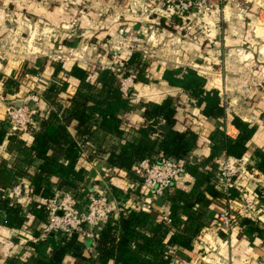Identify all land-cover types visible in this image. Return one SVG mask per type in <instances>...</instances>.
Returning a JSON list of instances; mask_svg holds the SVG:
<instances>
[{
	"label": "crops",
	"instance_id": "0c3cea01",
	"mask_svg": "<svg viewBox=\"0 0 264 264\" xmlns=\"http://www.w3.org/2000/svg\"><path fill=\"white\" fill-rule=\"evenodd\" d=\"M244 1L251 4L250 9L239 11L246 22L259 17L260 14L261 17L264 15V0ZM149 3H155L157 10L159 9L160 0H0V199L7 197L9 190L18 183L23 184L24 194L30 196L29 178L40 163L34 155L31 156L32 161H28L30 157H26L25 148L31 142L29 133L20 131L12 136L4 130L2 121L6 103L15 104L26 100L35 105L34 96H31L29 91L46 88L52 80L55 63H60L63 68V71L57 72V77L67 78L65 94L73 95L77 88V80L66 76L65 72H68L72 65L87 68L91 62L94 64L99 49L115 50L120 43L118 31L125 33L123 31L136 27L141 21L148 19L146 5L150 6ZM231 11L228 12L229 23L224 21L221 25L222 30L224 29L221 32L222 39L220 41L216 39L212 49L206 44L184 41L185 44L182 42L176 45L177 50L173 54L165 51L161 53V49L154 48L156 52H160L157 56L162 55L158 62L161 66L158 64L150 68L148 83H135L136 99L133 101L136 103V110L130 112L126 118L125 125L128 126L125 132L126 139L137 137L134 127L135 123L142 121L143 104L158 103L168 96H175L180 98L174 100L178 105L176 128L183 131L190 123L198 134L197 146L190 158L191 163L208 156L207 136L213 129L221 128L232 138L237 135V129L232 124L235 117L255 127L254 133L246 142V150L242 156L249 159L255 151L264 150V90L259 88L260 83L264 84V38L261 41H253L249 29L247 30L243 23L241 26V21L238 20L240 18L237 16L241 15L232 9ZM154 12L151 9L149 15ZM222 14L225 17V9H222ZM163 23L159 19L148 27L156 29L159 44L166 46L174 44L175 29ZM92 37L102 41H90ZM242 38L245 41H242ZM235 48L243 49L238 51L239 55L242 53L244 57L234 55L233 58L231 53ZM48 51L61 55L56 58L51 53L48 54ZM130 52L126 51L127 54ZM213 53H217V58L215 57L217 63L212 60L213 56H209ZM227 53L229 55H226ZM176 61L179 65L175 64ZM194 63L210 70L208 72L211 74L207 77L197 74L205 78L206 89L218 92L221 105L224 102L229 106L230 111L224 113L218 120L200 116L199 108L192 110L191 99L189 100L186 95L180 96L161 78L166 68L191 67ZM22 71L23 80L20 81ZM10 77L16 79L19 86L14 95H4L3 82ZM38 105L44 111V103ZM190 112L191 114L194 112V115H189ZM69 130L72 132L71 127ZM118 142L117 137L106 134L101 139V147L108 150L109 146ZM94 143L95 145L92 144L96 147L98 143ZM92 144L84 147L85 153L77 162L76 167L86 171L84 172L86 179L75 191L84 190V193L104 191L108 192V195L117 194L119 198L125 199L126 207H137L143 198V190L138 179L134 174L129 175L122 170L108 168L105 158L90 160L87 147ZM223 155L226 154L220 152L218 158ZM195 174L194 177L199 182L204 179L198 169ZM14 176L17 177L15 182ZM194 177L186 173L175 186L183 191H190L193 189ZM51 181L53 184L57 179L54 177ZM203 193L206 206L202 208L204 214L200 218L201 228L195 238L194 248L191 251H170V254H177L170 264H264V237L251 238L242 234L238 226L230 235H223L216 220L222 206L207 192ZM32 199L38 198L34 196ZM29 208L24 207L22 215L25 216V221L18 227L6 224L4 213L0 209V264H4L12 255L22 260L29 259L31 251L26 244L27 241L32 240L33 243L34 240L43 241L47 253H50L58 243L59 237L56 234L41 235V221L28 213ZM168 208L167 203H162L158 199L149 211L155 212L159 221L161 215H168ZM187 212L193 214L196 210L187 209L186 214ZM260 223L264 225V213L261 214ZM148 228L154 230L155 223L150 224ZM80 238L84 243L85 254H93L95 240ZM64 263L74 264L69 256H65Z\"/></svg>",
	"mask_w": 264,
	"mask_h": 264
},
{
	"label": "trees",
	"instance_id": "16d2710c",
	"mask_svg": "<svg viewBox=\"0 0 264 264\" xmlns=\"http://www.w3.org/2000/svg\"><path fill=\"white\" fill-rule=\"evenodd\" d=\"M161 20L164 22L163 18ZM177 20V17H173L170 23L174 24ZM121 64L126 74L133 73L134 83L146 84L150 81V63L141 52H130L121 59ZM92 67L72 65L65 72L66 76L77 80L76 91L73 95H67V78L57 77V72L63 71V68L60 63H55L52 80L39 94V103H44V111L38 105V124L36 128L26 131L31 137L30 145L25 148L26 157L32 161L31 156L34 155L40 160L37 170L29 178L30 196L38 199L27 209L28 213L39 221L44 220L46 213L43 205L52 197L53 189L75 190L82 184L86 179V171L77 168V162L85 153L84 147L89 143L95 145L94 142L98 146L92 144L87 147L89 159L105 158L108 168L131 175L140 161L148 159L152 162L158 157H167L183 162L192 177L198 169L204 179L199 182L194 177L193 189L190 191L177 188L178 179L160 199L169 206L167 216L171 220L170 225L158 221L153 211L126 207L124 198L111 193L116 199L117 211L96 237L93 254H85L80 234H59L58 243L50 253L46 252L43 241L34 240L33 243L31 240L26 242L31 251L29 259L22 260L12 255L4 264H65V256L71 257L74 264H170L177 255L170 254V251H191L194 248L195 238L201 228L200 218L204 214L202 208L206 206L203 192H207L216 202L222 197L214 179L218 154L224 152L233 158L242 157L246 142L254 133L253 125L235 117L232 124L237 129V135L232 138L221 128L213 129L207 136L208 156L191 163L198 134L190 123L183 131L176 128L178 105L174 100L180 98L168 96L158 103L141 106L142 121L135 123L134 127L137 137L126 139V118L136 110V103L131 97L122 96L114 73ZM161 78L180 96L194 99L203 118L218 120L224 116L218 92L206 89L205 78L191 67L166 68ZM3 86L4 95H14L19 82L10 77L3 82ZM189 115L192 116L191 112ZM2 124L8 133L3 121ZM106 134L119 139L108 150L101 147V139ZM248 167L264 174V150L253 153ZM54 177L57 181L52 184ZM16 178L13 177L14 182ZM38 204L39 208L36 207ZM0 209L6 224L12 227L23 225V210L19 205L10 203L8 196L0 199ZM187 209H195L196 212L186 214ZM152 223L156 226L154 230L148 228ZM237 226L242 234L251 238L264 237V225L260 219L244 217L239 219Z\"/></svg>",
	"mask_w": 264,
	"mask_h": 264
},
{
	"label": "built area",
	"instance_id": "2783aa9c",
	"mask_svg": "<svg viewBox=\"0 0 264 264\" xmlns=\"http://www.w3.org/2000/svg\"><path fill=\"white\" fill-rule=\"evenodd\" d=\"M220 0H163L162 17H186L188 15L207 16L219 13ZM244 4V0H238ZM237 2V3H238ZM243 11V9L239 10ZM216 30L219 31L217 27ZM195 38V37H193ZM133 47L130 51L132 52ZM147 51H142L146 57ZM115 58V57H114ZM100 70L108 69L114 73L119 81V91L123 97H131V88L134 83L133 73H125L119 62L114 59L108 66H99ZM199 73L198 71H196ZM194 109L195 100L191 99ZM28 105L25 101L18 103H7L3 110V122L10 135L20 131L36 128L38 124V107ZM193 109V110H194ZM224 113L229 112V106L223 102ZM194 115V112L193 114ZM248 158H233L223 155L216 162L214 179L222 192L218 200L222 209L216 216L221 231L224 235H230L237 227L239 219H260L264 213V174L248 167ZM134 175L143 190V198L135 208L149 211L153 203L161 199L167 190L187 173L186 165L167 157H158L155 161L144 159L134 167ZM71 189L54 191L52 197L43 205L46 213L41 221L40 233L43 236L49 234L71 235L80 234L84 239L95 240L106 221L116 213V199L108 195V192H86ZM7 196L12 204L31 207L35 200L24 194L23 184L13 186ZM263 199V201H261ZM40 207V205H36ZM160 220L170 225V218L163 214ZM201 241L199 240V244Z\"/></svg>",
	"mask_w": 264,
	"mask_h": 264
},
{
	"label": "rangeland",
	"instance_id": "374dc122",
	"mask_svg": "<svg viewBox=\"0 0 264 264\" xmlns=\"http://www.w3.org/2000/svg\"><path fill=\"white\" fill-rule=\"evenodd\" d=\"M162 2H163V0H160L158 10H157V6L155 3H149L150 6H147L148 5V3H147V5H146L147 11L146 12L148 14V17H147L148 19H144V21H141V23L137 24L136 27H131V28H129V30L123 31L125 33H122L119 30L118 35L120 38L119 39L120 43L117 45L116 49L115 50H108V51H104L103 49H99L97 51L96 58L93 61L94 64L91 62L89 67L93 68L92 66H95L96 68H99L100 65H103L105 67V66H108L109 63L112 62L114 59L119 60V62H121V59L125 55H127L128 51H130L131 47H133V49L139 50L140 52L147 51V53L145 54L146 55L145 60H147L150 63L151 69L154 66L155 67L158 66L159 60L162 59L161 58L162 55L157 56V53L159 51L156 52L155 49H157V50L161 49V51H162L161 53H163L165 51L169 54L170 53L173 54L177 50L176 45L182 44L183 41L187 42V43L190 42L193 44L194 43H198V44L201 43L202 45L206 44V46L209 49H212L211 47L213 46L214 41L216 39L218 41H220L222 39L221 32H223V30H224V29L222 30V26H221L222 23H224V21L229 23L228 12H230L232 9L233 11H235V13H238L241 15L239 10H241V9L248 10L251 8L250 2H245L244 4H242V3H239L238 0H220V2L218 4L221 7V10L219 11V13H212V14L204 16V17H203V15H195L194 17L188 15L186 17L177 18L178 20L176 22H174V24H172V23H170V20H172V18H165V17L161 16V15H163ZM151 9L153 10V12L154 11L155 12L152 13L151 15H149V11ZM222 9H225V17L222 14ZM260 15L257 18L249 19L248 22H246L244 20V16H242V15L237 16L240 18L238 20L241 21V26L243 23V25H246V29L247 30L249 29V32L252 35L251 38H253V41H261V39L264 38L263 37V35H264V15L262 17ZM161 18H163L164 22H165V23H163V25H167L168 27H171V29H175L174 33L176 34V37H175L174 44L170 43L167 46L165 44L164 45L159 44L156 29H154V28L150 29V27H148ZM217 27L219 28V31L216 30ZM220 36H221V38H220ZM193 37H195V38H193ZM92 40L102 41L101 39H95L93 37L90 39V41H92ZM242 41H245V39L242 38ZM184 42H183V44H185ZM137 44H139V45H137ZM146 44H148V45H146ZM154 46H156V47H154ZM235 49L232 52L235 54L231 53V56L233 58H234V55H239V51L243 50L240 48H235ZM126 51H127V53H126ZM48 52H49L48 54L51 53L56 58L60 57L59 55H61L59 53H58L59 55H57V52H53V51H48ZM216 54L217 53H213V55L212 54L209 55V56L214 57V58H212L214 63H217V60L215 59V57L217 58ZM226 55H229V53H227ZM243 55L244 54L241 53L239 55V57H244ZM175 64L179 65L178 62ZM159 65L161 66V64H159ZM183 65H186V64H183ZM216 65H218V64H216ZM191 68H193L195 71H198L199 74L205 75L206 77L209 74H211L208 72V71H210L209 69H205V67L203 65H199L197 63L191 64ZM20 75H21L20 81H22L23 80L22 79L23 78V76H22L23 71H22V73L20 72ZM149 77H150V75H149ZM24 82H26L25 81V75H24ZM259 88L261 90H264V84L260 83ZM41 91H42L41 89H37V88L29 91V94L31 96H34V99H35L34 103L37 104L36 105L37 107H38V103L40 101L39 94L41 93ZM131 98L136 99L135 83H133V86L131 88ZM24 101H26V100H24ZM7 103H10V102H7ZM192 110H193V107H192ZM193 118H195V117H193ZM202 247H204V245H202Z\"/></svg>",
	"mask_w": 264,
	"mask_h": 264
},
{
	"label": "water",
	"instance_id": "95a60500",
	"mask_svg": "<svg viewBox=\"0 0 264 264\" xmlns=\"http://www.w3.org/2000/svg\"><path fill=\"white\" fill-rule=\"evenodd\" d=\"M21 102L23 103L24 101H20V102H17L15 104L17 105L18 103H21ZM25 103L28 104V105H30V106L32 105V104H30V102H27V101H25Z\"/></svg>",
	"mask_w": 264,
	"mask_h": 264
}]
</instances>
